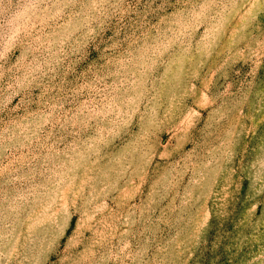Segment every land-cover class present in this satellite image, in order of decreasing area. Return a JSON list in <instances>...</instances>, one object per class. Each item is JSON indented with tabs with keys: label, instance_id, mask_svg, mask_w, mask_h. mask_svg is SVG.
Masks as SVG:
<instances>
[{
	"label": "rangeland",
	"instance_id": "374dc122",
	"mask_svg": "<svg viewBox=\"0 0 264 264\" xmlns=\"http://www.w3.org/2000/svg\"><path fill=\"white\" fill-rule=\"evenodd\" d=\"M0 264H264V0H0Z\"/></svg>",
	"mask_w": 264,
	"mask_h": 264
}]
</instances>
